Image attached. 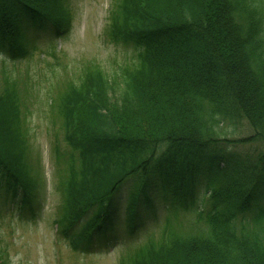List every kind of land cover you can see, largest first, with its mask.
I'll list each match as a JSON object with an SVG mask.
<instances>
[{
	"label": "trees",
	"instance_id": "1",
	"mask_svg": "<svg viewBox=\"0 0 264 264\" xmlns=\"http://www.w3.org/2000/svg\"><path fill=\"white\" fill-rule=\"evenodd\" d=\"M72 22L69 0H0V52L24 58L30 34L61 35ZM107 34L139 48L137 61L114 73L86 63L52 100L69 151L55 146L67 170L57 230L73 250H106L159 197L173 216L190 212L189 226L168 220L117 264H264V149L242 156L223 144L226 123L245 118L253 134L235 141L264 145V0H114ZM19 84L0 81V211L24 217L44 182Z\"/></svg>",
	"mask_w": 264,
	"mask_h": 264
},
{
	"label": "rangeland",
	"instance_id": "2",
	"mask_svg": "<svg viewBox=\"0 0 264 264\" xmlns=\"http://www.w3.org/2000/svg\"><path fill=\"white\" fill-rule=\"evenodd\" d=\"M114 0H69L73 12L70 30L61 36L51 31H39L29 36V54L20 59L0 52V81L8 74L20 81L26 92L27 125L34 154L39 153L43 168V189L35 203V213L20 217L4 207L0 211V242L7 252L9 264H117L122 254L143 244L149 238H158L167 220H177L181 227L189 226L191 214L180 211L173 216L169 202L154 197V209L143 208V222L132 235L112 237L108 249L93 252L73 250L69 240L57 230L61 216L62 193L59 187L61 174L66 168L54 157L55 146L67 152L61 121L53 108L52 100L59 98L65 86L79 83L86 63L101 65L114 73L119 67L137 61L139 48L134 44L112 42L107 34L110 9ZM66 89V88H65ZM231 133L224 142L229 151L244 156L264 149L263 143L236 142L253 134L251 124L244 118L236 125L226 123ZM235 141V142H233ZM198 186L204 195L207 180ZM129 184L126 186L128 188ZM128 191L120 193L116 224L124 231V212ZM77 227H80L78 225ZM76 227V228H77Z\"/></svg>",
	"mask_w": 264,
	"mask_h": 264
}]
</instances>
